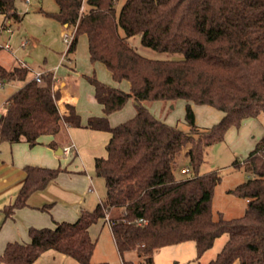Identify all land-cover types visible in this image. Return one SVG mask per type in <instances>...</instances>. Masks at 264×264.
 Listing matches in <instances>:
<instances>
[{"label": "trees", "instance_id": "obj_1", "mask_svg": "<svg viewBox=\"0 0 264 264\" xmlns=\"http://www.w3.org/2000/svg\"><path fill=\"white\" fill-rule=\"evenodd\" d=\"M19 0H0V14L10 23L22 19ZM51 13L73 28L67 53L87 35L92 62H102L117 82L110 85L96 74L88 75L95 97L105 114L87 122L74 104L62 114L61 92L52 71L42 81L28 80L30 68L7 69L0 78L25 83L6 100L0 115V140L33 144L44 134H56L61 121L71 127L108 131L107 156L95 159V171L105 180L106 193L94 209H82L75 221H56L54 227L31 226L28 241L13 240L0 254V264H33L54 249L81 264L93 261L96 241L90 227L101 219L110 222L123 264H155L163 247L194 241L198 264L222 234V249L210 264H264V137L245 160L252 174L229 189L247 201L242 215L218 218L213 213L218 171L200 173L207 147L225 139L233 126L264 113V0H56ZM140 36L143 45L179 53L175 58H153L130 43ZM133 99L136 113L117 124L110 115ZM186 101L189 129H180L157 117L148 107L153 100ZM211 105L223 112L208 127L196 120L193 104ZM184 151L193 174L179 178V155ZM235 166L241 161L235 160ZM178 168V169H177ZM27 176L7 216L28 205L32 193L46 188L67 166L26 165ZM84 172L83 170H79ZM53 203L41 209L50 210ZM119 214H112L113 210ZM142 220V221H139ZM135 251L137 260L125 258Z\"/></svg>", "mask_w": 264, "mask_h": 264}, {"label": "rangeland", "instance_id": "obj_2", "mask_svg": "<svg viewBox=\"0 0 264 264\" xmlns=\"http://www.w3.org/2000/svg\"><path fill=\"white\" fill-rule=\"evenodd\" d=\"M122 3L121 0L118 3V7H121ZM17 7L22 19L19 21L13 20L11 30L2 31L0 45L4 49L2 48L0 57L7 60L10 59V55L18 56L20 59L30 56L34 61L31 64L32 69L30 70V74L41 71H52L60 78L66 80L69 78L68 63L72 61L75 70L71 72V77L77 79L75 87L80 99L78 111L82 114L83 119L84 117L86 119L89 111L100 110L101 106L94 99H92V104L90 105V99L92 95L94 97V93L92 86L84 74L90 75L95 72L94 74L100 80L110 85H114L115 80L112 79L110 71L106 66L102 64L93 65L88 53L86 35L82 34L80 36L77 50L74 53L66 55L69 46L66 34L71 35L73 28H68L51 15V13L59 9L56 0H19ZM129 40L141 53L149 57L175 58L181 56L179 53L158 51L147 47L141 43L140 36H133ZM7 45L10 46L9 50L6 48L8 47ZM126 82L124 81L119 86L129 91L130 87ZM6 86H10V84H6ZM147 104L150 110L162 120L175 124L180 129L186 131L189 129L185 118L186 101L184 99L175 101L153 100L147 102ZM2 107H4V103L1 104L0 109ZM135 109V103L133 99H130L120 111V114H122L121 119L132 117ZM201 111H203V107H199L198 111L202 124L201 127L211 126L222 118H219L221 111L215 109L218 117L214 122H210V119H206V116L202 115ZM212 119H215V117ZM251 124L253 131L251 130L249 133L244 132L243 139L236 140V135L233 138L226 135L223 141L215 142L207 147L205 161L200 168V172L218 171L222 176V181L216 186L213 197V213L215 218H218L220 213L225 217L242 215L247 207L246 199L232 194L229 192V189L247 180L252 175L247 168L245 160L251 148L253 149L254 145L264 137V113H261L257 119H251ZM77 130H79V135L76 138V144L74 143L69 152H65L64 165L71 167L79 165L84 173L86 171V173L92 175L95 185L92 194L96 198L99 194V197L102 198L106 193V185L104 178L97 175L95 171L96 155L94 154V148L98 147V149L103 148L105 150L106 141L104 136L107 137V133L102 132L99 138H86L82 132L89 131L88 129L77 128ZM246 142L248 145L244 144ZM235 160H240L241 165L235 166ZM186 167H190V164L188 157L185 156L183 151L179 155V169L177 168L179 178L188 177L193 174V171L190 169L187 171ZM119 212L120 210L117 209L110 215L119 214ZM97 231L95 239L97 243L93 255L94 261L106 262L107 264H123L109 222L102 223L101 229H96ZM227 238L228 235L226 233L219 236L215 240L214 245L203 254L198 264H210L211 259L222 249ZM196 256L197 249L195 242L190 240L161 248L155 255V264H194V262H187L193 260ZM125 257L128 258L127 252L125 253ZM178 257L181 259L179 263L176 262Z\"/></svg>", "mask_w": 264, "mask_h": 264}, {"label": "crops", "instance_id": "obj_3", "mask_svg": "<svg viewBox=\"0 0 264 264\" xmlns=\"http://www.w3.org/2000/svg\"><path fill=\"white\" fill-rule=\"evenodd\" d=\"M5 22L10 23V21L6 19L4 14H0V35L3 30H8V31L11 30V25L13 22L10 25H5ZM87 44H88V38H87ZM2 48L4 49V47L0 45V53L2 52ZM6 48H8L7 50H9L10 46ZM88 53H89V49H88ZM68 54L69 53H66V55ZM28 57L31 58L30 56H26L24 59H20L18 56L10 55V59L5 60L0 57V64L6 67L7 69H13L15 66H28L31 70L32 69L31 64L34 61L33 59L31 62L27 61L26 58ZM92 63L94 66L97 64H102L105 66V64L102 62H92ZM73 64L74 63L72 61L68 63L69 78L67 80L60 78L54 72L56 79L55 87L59 89L61 92V97L58 101V105L62 114H64L67 111L66 105L68 103L74 104L76 108H78L80 102L75 87L77 79L71 77V72L75 70ZM94 73L95 72H93L90 75H93ZM35 74L36 73L30 74L29 72L27 79L30 80L34 78ZM84 75L86 76L87 81L90 83V81L88 80L89 74L88 75L84 74ZM110 75L113 79L111 72ZM124 81L122 82L115 81L114 85L115 86L122 85ZM24 83L25 81L23 80H18V79L6 80L0 78V106L3 103L5 106L6 100L9 98V96L12 93H14L16 90H18L20 87H22ZM126 83L130 87V83L128 81ZM6 84H10V86H6ZM90 85L92 86L94 93V97L93 95L92 96L90 95L91 96L90 105L92 104V99H94L96 103H98L101 106V109L89 111L86 115L87 116L86 119L85 117L83 119V122L85 123L91 116H95V115L102 116L105 114L103 106L97 101L95 97L93 85L91 83ZM199 107H203V111H201V114L205 115L206 119H210V122L212 121L214 122L218 117V114L215 112V109L217 108H215L214 106L194 103L193 108L196 113V120L200 126L202 124L198 113ZM3 109L4 107L0 109V114L3 112ZM120 111L121 109L113 112L110 115V121L113 125L125 120L126 117L121 119L122 114H120ZM135 113H136V109H135ZM260 115L261 114H259L257 117H259ZM213 116L215 117V119H212L214 118ZM222 116H223V112L221 111L219 118H221ZM257 117L248 118L245 121H243V123L240 126L231 127L226 133V135L232 138L233 136L236 135L237 136V138H235L236 140L243 139L244 132L249 133L251 130L253 131L251 119L254 118L257 119ZM77 128H84L90 131V132L89 131L82 132L86 136V138H99L100 135H102V132L107 133V137L104 136V139L106 141L105 150L103 148L98 149V147L94 148V154L96 155L95 159L96 157L99 156H107L106 145L110 139V133L108 131L95 130L83 126L71 127L67 125L64 120L61 121V127L58 133L44 134L40 136L33 144H30L27 141L11 143L9 141L0 140V254L3 253L6 244L9 241H13V240L28 241L30 239L29 228L31 226L54 227L56 225V221H75L80 216L82 209H94L99 203L101 199V197H99V194L97 198L92 194V192L95 189L94 178L92 177V175L86 173V171L85 173L80 172L79 170L82 169L80 168L79 165H74L73 167L67 166L68 170L62 171L59 174V176L55 180L51 181L46 188L32 193L31 196L29 197L28 205L16 209L15 212H13L10 216H7L5 212V207L14 202L23 183L26 180V176H27L25 170L26 165L32 164V165H40L47 167L65 166L64 148L68 145L73 146L74 143L76 144V138L79 135L78 132L79 130H77ZM234 129L236 130L234 131ZM244 144L248 145L247 142ZM48 203H53V206L49 211L40 208L44 204H48ZM106 221L108 220L103 218L90 227V234L93 240L96 239L98 233V231L96 232V229L97 230L101 229L102 223H105ZM109 226L111 229L110 222H109ZM127 254H128V258L125 257L126 259H131V260L138 259V255L136 254L135 251L127 252ZM93 261H94V257H93ZM180 261L181 259L178 257L176 259V262L179 263ZM122 262H123V258H122ZM2 264H7V263H2ZM33 264H81V263L77 259L68 256L62 252L56 251L54 249H49L45 251ZM233 264H240L239 259L235 260Z\"/></svg>", "mask_w": 264, "mask_h": 264}, {"label": "built area", "instance_id": "obj_4", "mask_svg": "<svg viewBox=\"0 0 264 264\" xmlns=\"http://www.w3.org/2000/svg\"><path fill=\"white\" fill-rule=\"evenodd\" d=\"M66 39L68 41V43H70L71 39H72V34H66ZM35 79L38 81V82H41L42 81V72H36L35 74ZM72 145H68L64 148V152H69L71 149H72ZM139 221H142V220H139Z\"/></svg>", "mask_w": 264, "mask_h": 264}, {"label": "water", "instance_id": "obj_5", "mask_svg": "<svg viewBox=\"0 0 264 264\" xmlns=\"http://www.w3.org/2000/svg\"><path fill=\"white\" fill-rule=\"evenodd\" d=\"M26 60L31 62V61H32V58H29V57H28V58H26ZM0 115H1V114H0Z\"/></svg>", "mask_w": 264, "mask_h": 264}]
</instances>
